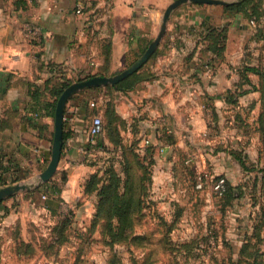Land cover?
Instances as JSON below:
<instances>
[{
  "label": "crops",
  "instance_id": "crops-1",
  "mask_svg": "<svg viewBox=\"0 0 264 264\" xmlns=\"http://www.w3.org/2000/svg\"><path fill=\"white\" fill-rule=\"evenodd\" d=\"M25 1L22 9L16 0H0V188L36 184L47 166L55 89L90 75L114 76L133 64L157 36L173 0ZM228 5L187 2L177 7L153 54L134 72L132 89L123 92L110 85L108 93L115 115L134 119L142 150L150 142L166 151L177 126L179 137L191 139L185 153L199 155L203 167L218 155L215 176L237 184L244 176L233 155L244 149L251 157L257 151L253 135L244 136L248 146L241 148L234 117L242 108L259 106L260 91L264 101V67L259 72L246 68L255 59L264 60V5L254 24L230 13ZM27 21L42 30L37 44L22 33ZM91 88L66 101L61 156L50 180L0 201V264L52 261L41 250V235L47 219L57 216V196L72 195L85 170L77 157L92 117ZM46 184L59 192L47 193Z\"/></svg>",
  "mask_w": 264,
  "mask_h": 264
},
{
  "label": "rangeland",
  "instance_id": "rangeland-1",
  "mask_svg": "<svg viewBox=\"0 0 264 264\" xmlns=\"http://www.w3.org/2000/svg\"><path fill=\"white\" fill-rule=\"evenodd\" d=\"M257 1L262 16L264 0ZM260 47L264 50V42ZM263 67L259 58L246 65L258 72ZM108 86L91 88V115L101 117L103 129L83 141L77 160L85 170L79 171L78 187L72 195L57 196V216L47 219L41 235L48 264H264L262 92L259 106L242 108L234 117L241 148L248 146L244 136L253 135L257 151L233 155L244 179L237 184L225 179L227 192L217 196L212 182L222 175L215 176L212 167L218 155L203 167L199 155L185 153L191 139L179 137L177 126L166 151L150 142L142 150L134 119L115 115ZM198 176L205 178L200 189Z\"/></svg>",
  "mask_w": 264,
  "mask_h": 264
},
{
  "label": "water",
  "instance_id": "water-1",
  "mask_svg": "<svg viewBox=\"0 0 264 264\" xmlns=\"http://www.w3.org/2000/svg\"><path fill=\"white\" fill-rule=\"evenodd\" d=\"M201 3V4H219V5H228L231 2L227 0H173L164 10L160 29L157 36L148 44L144 52L135 60L133 64L125 68L118 74L114 76H93L84 80L76 81L67 86L57 98L55 109H54V131H53V140L51 146V156L49 162L45 169L40 173L38 182L36 184L25 185V184H14L8 185L0 188V201L20 190H26L35 185H40L47 183L53 174L56 172L61 151H62V141H63V112L64 106L68 98L75 93L76 91L90 88V87H100L107 85H114L119 81L125 79L129 75L136 72L153 54L156 49L162 35L165 32L166 24L170 18L172 12L179 6L184 3Z\"/></svg>",
  "mask_w": 264,
  "mask_h": 264
},
{
  "label": "trees",
  "instance_id": "trees-1",
  "mask_svg": "<svg viewBox=\"0 0 264 264\" xmlns=\"http://www.w3.org/2000/svg\"><path fill=\"white\" fill-rule=\"evenodd\" d=\"M25 2H26L25 0H16V3L18 4V6H20L22 9H25V7H26ZM225 9L230 11V12H233V13L243 14L248 20H253V17H255L257 19V17H259L261 14L260 4L257 0H239L235 3L229 4L228 6H226ZM90 77H93V75L87 76L84 79H87ZM134 82H135V74L133 73V74L129 75L128 77H126L125 79L114 84L113 87L117 90L125 92V91H129L132 89V87L134 86ZM70 84H71L70 82H63L58 88L55 89L54 101H56L57 97H59L61 92ZM110 87H112V86H110ZM54 101H53V104L51 105V110H50L52 116L54 115V109H55V102ZM94 115H97V114H93L92 116H94ZM103 126L104 125H103V121H102V129H103ZM96 136L92 137L91 139L95 138ZM63 138H64V133H63ZM88 138H90V137H88ZM62 175L63 176L61 177V181L63 182L65 180V173H63ZM45 189H46L47 193H50L52 195H55L56 193L59 192V188L56 185L49 186L46 184ZM226 190H227V184H226L225 192H227ZM225 192H224V194H225Z\"/></svg>",
  "mask_w": 264,
  "mask_h": 264
},
{
  "label": "built area",
  "instance_id": "built-area-1",
  "mask_svg": "<svg viewBox=\"0 0 264 264\" xmlns=\"http://www.w3.org/2000/svg\"><path fill=\"white\" fill-rule=\"evenodd\" d=\"M82 8H78L76 10L77 13H80ZM250 24H254L253 20H249ZM22 33L24 37L30 42V43H39L42 37V30L41 28L36 25L33 22H24L22 23L21 26ZM90 107H94V102L91 101L89 103ZM102 131V119L99 115H94L90 118V120L87 123L86 127V135L87 137H94ZM205 183V178L204 176H198L196 180V187L197 188H202ZM212 188L217 196H222L225 192L226 189V182L225 178L223 177H218L216 180L212 182ZM42 198H45V195H42Z\"/></svg>",
  "mask_w": 264,
  "mask_h": 264
}]
</instances>
